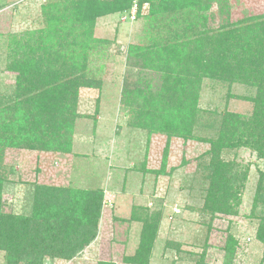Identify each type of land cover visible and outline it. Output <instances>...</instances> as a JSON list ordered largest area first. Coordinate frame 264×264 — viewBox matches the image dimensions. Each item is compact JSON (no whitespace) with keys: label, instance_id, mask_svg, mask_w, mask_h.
Masks as SVG:
<instances>
[{"label":"rangeland","instance_id":"obj_1","mask_svg":"<svg viewBox=\"0 0 264 264\" xmlns=\"http://www.w3.org/2000/svg\"><path fill=\"white\" fill-rule=\"evenodd\" d=\"M48 1L57 0H0V123L2 103L11 101L16 83L9 41L23 42L26 32L43 25L42 5ZM123 13H107L89 22L90 36L82 38L88 45H83L79 58L75 47L76 66L85 70L93 85L78 90L70 151L0 147L4 210L30 214L36 186L42 191L54 188L50 192L55 200L65 194L60 188L102 193L94 240L70 260L46 256L44 264H130L123 257L140 242L144 227L137 219L143 216L158 227L150 264H264V148L256 145V136L264 133L258 117L264 116V98L258 96L250 65L242 62L243 68L228 80L222 78L224 74L209 76L215 70L207 65L228 45L239 52L243 27L253 25L250 17L264 14V0H211L203 12L207 23L198 24L196 31L208 36L199 45L202 51L208 44H215L218 51L199 56L184 51L176 56L182 70L200 63L189 67L196 75L202 68L194 83V114L187 119V137L169 138L165 132L135 124L123 89L134 88L135 80L148 76H153V85L158 84L159 76L151 70L139 71L133 53L136 46L148 44L152 34L148 20L131 23ZM167 25L161 42L174 34ZM240 32L243 36L238 38ZM180 35L175 41L186 47L187 40ZM238 60L231 52L226 62L234 66ZM211 156L228 164L233 178L229 185L236 190V202L222 212L210 211L205 167ZM160 166L164 172L155 174ZM259 229L263 240L257 237ZM0 264H6L3 251Z\"/></svg>","mask_w":264,"mask_h":264},{"label":"trees","instance_id":"obj_2","mask_svg":"<svg viewBox=\"0 0 264 264\" xmlns=\"http://www.w3.org/2000/svg\"><path fill=\"white\" fill-rule=\"evenodd\" d=\"M144 1L149 3L148 14L138 16L137 20L147 19L152 34L148 37V44L136 46L133 53L135 63L139 65L138 70H151L152 74L159 76V82L153 85V76L138 78L133 83L134 88L126 91L125 86L124 99H130L129 110L138 127L165 132L169 138L172 135L187 137L190 134L187 119H192L194 114V83L196 75L202 73V68L198 67L201 69L195 75L189 67L200 63H193L182 70L175 59L184 51L191 52L193 56L218 51L215 44H208L202 51L199 45L208 36L204 31L202 34L196 31L198 24L203 27L207 23L208 17L203 12L207 11L211 0ZM49 3L42 5L43 25L40 28L26 32L23 42L15 38L9 41L14 54L11 70H15L16 83L11 101L2 103L5 106L1 109L4 113L0 123L1 148L14 146L70 151L78 90L93 85L86 77L85 70L76 66L75 47L79 48V58L80 52L88 45L87 41L83 44L82 38L90 36L89 22L107 13L125 12L130 8L131 0H57L54 4ZM219 6L223 4L219 3ZM250 20L254 21L253 25L243 27L244 40L237 44L240 53H236L234 46L228 45L223 53L207 64L208 68L215 70L208 74L211 77L224 74L222 78L228 80L238 74L240 67L250 65L251 74L256 75L258 96L264 98V14L250 17ZM167 22L174 34L168 37L167 42H161L162 29L169 27H164ZM178 32L181 34L179 37L186 38L188 46L176 43ZM243 34L240 32L236 36L240 38ZM231 52L239 59L234 66L226 62ZM258 117L264 126V116L260 114ZM252 130L256 132L257 128L253 127ZM256 145L264 148V133L256 136ZM211 158L208 159L207 167L204 165L206 177L210 179V211L222 212L236 202V190L229 185L233 178L229 175L228 164L222 160L215 162ZM160 171L164 172L163 166L155 174ZM3 183L4 177L0 172V251L5 254L6 264H20L22 261L24 264H44L46 256L70 260L96 237L102 196L100 191L60 188L65 194L60 200H55L50 192L54 188L42 191L36 186L31 213L14 215L4 210L1 201ZM36 198L44 200L43 204L41 201L36 203ZM137 220L144 227L140 242L133 253L126 254L123 260L130 264H149L153 232L156 233L158 227L147 216ZM261 235L259 229L257 237L263 240ZM96 264L115 263L98 261Z\"/></svg>","mask_w":264,"mask_h":264},{"label":"built area","instance_id":"obj_3","mask_svg":"<svg viewBox=\"0 0 264 264\" xmlns=\"http://www.w3.org/2000/svg\"><path fill=\"white\" fill-rule=\"evenodd\" d=\"M148 10L149 3L147 1L131 0L130 8L123 13V17L132 23L137 20L138 16L146 15Z\"/></svg>","mask_w":264,"mask_h":264},{"label":"crops","instance_id":"obj_4","mask_svg":"<svg viewBox=\"0 0 264 264\" xmlns=\"http://www.w3.org/2000/svg\"><path fill=\"white\" fill-rule=\"evenodd\" d=\"M152 255H153V254H152ZM153 257H154V256H153ZM153 257H152V260L154 259ZM151 262H152V261H150L149 264H150Z\"/></svg>","mask_w":264,"mask_h":264}]
</instances>
